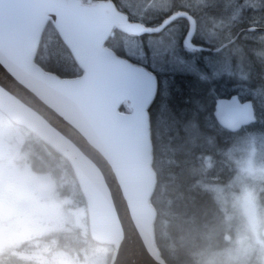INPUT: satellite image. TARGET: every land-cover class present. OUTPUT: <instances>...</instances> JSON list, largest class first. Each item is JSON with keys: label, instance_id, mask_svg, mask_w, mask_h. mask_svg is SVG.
Segmentation results:
<instances>
[{"label": "water", "instance_id": "95a60500", "mask_svg": "<svg viewBox=\"0 0 264 264\" xmlns=\"http://www.w3.org/2000/svg\"><path fill=\"white\" fill-rule=\"evenodd\" d=\"M113 3L0 0V111L16 124L28 125L52 150L71 159L94 241L122 246L128 254L126 264H167L157 247V211L151 203L157 176L149 108L159 81L148 68L113 56L107 42L115 30L136 37L159 35L173 21L184 19L189 22L185 46L215 53L256 28L209 49L194 43L197 22L187 12L173 14L157 27L123 22L114 27ZM49 24L82 69L81 76L65 78L41 66L32 69L37 74L33 76L21 68L25 45L37 35L42 37ZM101 32L105 50L87 62L85 74L80 44ZM124 104L129 113L121 110ZM252 104L236 94L218 99L214 119L226 131L237 133L257 122Z\"/></svg>", "mask_w": 264, "mask_h": 264}, {"label": "trees", "instance_id": "16d2710c", "mask_svg": "<svg viewBox=\"0 0 264 264\" xmlns=\"http://www.w3.org/2000/svg\"><path fill=\"white\" fill-rule=\"evenodd\" d=\"M97 1L92 0V3ZM113 1L118 3V0ZM200 8L201 11L195 13L188 6L175 7L177 11L182 9L196 17V45L218 49L235 39L241 31L256 30L243 32L232 45L215 53L191 50L181 41L182 49L188 51L185 58L196 62V67L187 72L172 70V67L161 70L150 63L147 66L159 80L158 96L150 108L153 168L157 174V187L151 203L157 211V245L168 264H190L194 253L210 257L230 248L233 241L224 238V233H232L225 227L228 221L210 206L204 185L212 187L219 180L231 178V168L240 166L242 159L237 140L264 131V0H231L224 9L220 4H200ZM229 12L233 17L237 14L238 18H233V25L226 31L228 35L221 44L208 45L199 38V26L205 16L220 19ZM161 21L163 19L158 24ZM184 24L182 34L188 30V22L184 21ZM52 26L49 24L42 36L48 44L49 58L38 61L39 65L61 77L81 76L82 69ZM120 35L115 31L107 46L119 56L127 57L119 44ZM235 94L242 101L253 102L258 118L255 125L243 129L238 135L224 130L214 119L216 100ZM121 109L130 111L127 104ZM191 124L198 125L208 134L209 152L213 157L205 163L202 185L196 186H193L187 165L178 168L174 163L175 159L182 158L178 150L184 144L185 129ZM179 137L182 140H178ZM247 153L250 154L249 150ZM259 197L264 200V187L259 190ZM216 231L221 232L215 236ZM215 241L220 245L217 252L212 248ZM30 253L17 251L14 255L24 264H36Z\"/></svg>", "mask_w": 264, "mask_h": 264}, {"label": "clouds", "instance_id": "9594fccd", "mask_svg": "<svg viewBox=\"0 0 264 264\" xmlns=\"http://www.w3.org/2000/svg\"><path fill=\"white\" fill-rule=\"evenodd\" d=\"M110 13L114 27H119V22L144 26L140 19L142 13L139 0H118V3L111 5ZM132 39L130 33L122 30L120 47L131 51ZM105 40L101 32L94 39L81 42V66L85 68V74L87 62L105 50ZM108 51L113 56L118 55L111 49ZM48 58V44L37 35L25 45L20 66L30 75L37 76L32 69L40 66L38 61ZM10 123L19 129V133L6 132L0 136V232L3 234L0 264H24L14 253L33 251L38 235L46 238L50 264L54 257L60 255L70 264H83L85 259L92 258L93 244L85 233L71 223L73 208L77 203V194L69 174L71 159L64 156L48 159L37 157L33 150V130L26 124ZM185 132L184 144L178 150L182 158L175 159L174 163L178 168L187 165L193 177V186L202 185L205 163L213 158L209 152L208 134L196 124L187 126ZM258 135L264 137V131ZM231 172L232 177L229 179L219 180L212 187L204 185L206 195L210 206L218 214H223L225 219L238 216L240 227L247 230L249 224L240 209L241 195L233 183L237 178L244 183L247 181H244L239 166H233ZM61 217L64 220L63 226L57 224V219ZM252 249L253 256L250 257L235 254L208 257L194 253L190 264H264V246L253 242ZM127 260L128 254L122 246H109L103 255L102 264H126Z\"/></svg>", "mask_w": 264, "mask_h": 264}, {"label": "rangeland", "instance_id": "374dc122", "mask_svg": "<svg viewBox=\"0 0 264 264\" xmlns=\"http://www.w3.org/2000/svg\"><path fill=\"white\" fill-rule=\"evenodd\" d=\"M195 1L197 7L194 8L192 5L189 6L191 3L194 5L193 0H139L142 13L140 19L143 21V25L155 27L160 20H164L166 16H169L171 11H177V9H172L173 6L175 8L180 5H188L193 12L197 13L202 9L200 8V4H212L214 6L220 4V7L224 9L225 6L227 7L230 4L231 0ZM234 17L238 18V15L235 14ZM234 17L232 12H229L224 18L220 19L216 16H205L201 26H199V38L208 43V45L213 44L217 46L221 44L228 35L226 31L233 25ZM184 26V21L181 19L174 22L159 35L133 37L131 40V51L122 50L125 56L136 60V63L142 66H148L150 63L161 70L164 67H172V70L177 69L185 72L193 70L196 67V62L185 58V55H188V51L183 50L180 45ZM10 122L12 121L0 111V136H3L6 132L8 134L19 133V129L13 127ZM180 138L182 140V137H179L178 140ZM237 145L242 152L239 166L240 171L244 181H247V183L238 178L233 183L241 195L240 209L249 224V228L245 230L240 227L238 216L226 219L228 223L225 227L231 229L232 233H224V238H228V241H233V243L228 250L210 257H218L219 254H235L236 256L250 257L253 256V242L264 246V239H261L264 236V220L262 219L264 216L261 217L259 215L260 210H262L261 215L264 212V201H261L258 196L259 190L264 187V137L258 134H250L243 139L239 138ZM247 150H249L250 154L247 153ZM229 211H231L230 206ZM80 215L85 216V211H81ZM219 232L221 231H216L215 236ZM248 235L250 238L247 237ZM99 247V249L94 251L92 258L85 259L83 264H102L103 255L108 247ZM212 248L217 252L220 248L219 243L215 241ZM47 250L46 248L33 249L32 253H30V258L36 260V264H50L49 257L45 253ZM258 255L259 253L256 254V256ZM78 259L80 258L78 257ZM51 264H70V262L60 255L54 257Z\"/></svg>", "mask_w": 264, "mask_h": 264}, {"label": "flooded vegetation", "instance_id": "af4514ba", "mask_svg": "<svg viewBox=\"0 0 264 264\" xmlns=\"http://www.w3.org/2000/svg\"><path fill=\"white\" fill-rule=\"evenodd\" d=\"M87 1H88L87 4H91L92 3V0H87ZM193 1H194V5H193V3H191V4H189V6L192 5L195 8L196 7V1L195 0H193ZM185 6H188V5H185ZM179 11H182V9H179L178 11H175V10L171 11L169 16H171V15H173L175 13H178ZM168 17H166V18H168ZM179 20H181V19H179ZM177 21L178 20H176L174 22H177ZM187 32H188V30L186 31L185 34L182 35V39L181 40L183 41V43H184V40H185ZM35 138L36 139L33 142V150H34V152H35L37 157L48 159L50 157H60V156H62L59 153H57L55 150H52L51 147H49L46 143H44L42 140H40L36 136H35ZM74 173L75 172H74V170L72 168V165H71L70 168H69V174H70V176L72 178L73 187H74V190H75V192L77 194V203H76V205L73 208L72 217H71V223H72V225L74 227H76L77 229H79L80 231L85 233L87 235V237L92 241V238H91V235H90V231H89V223H88L89 219H88V211H87L86 199L84 198L85 196H84V194H83V192L81 190V187L79 186L80 184L78 183V179H77V177H76V175ZM81 211H85V216L80 215ZM63 223H64V220H63L62 217L57 219V224L59 226H63ZM36 240H37V243L35 244L34 249L35 250H38L40 248L48 249L47 251H45V253H46L47 257H48L49 247L47 246V243H45L46 238L44 236H42V235H38L36 237ZM42 243H43V246H42ZM92 244H93V248L91 250V255H94V251L96 249H99L100 247L96 246L97 244H95L93 241H92ZM2 252H3V234H2V232H0V253L2 254Z\"/></svg>", "mask_w": 264, "mask_h": 264}]
</instances>
